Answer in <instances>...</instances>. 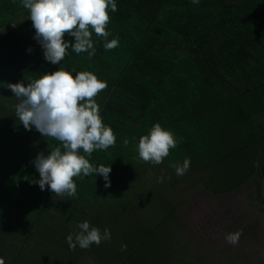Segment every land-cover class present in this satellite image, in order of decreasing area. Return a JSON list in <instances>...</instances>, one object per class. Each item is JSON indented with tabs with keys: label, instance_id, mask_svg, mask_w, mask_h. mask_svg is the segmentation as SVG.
Instances as JSON below:
<instances>
[{
	"label": "trees",
	"instance_id": "obj_1",
	"mask_svg": "<svg viewBox=\"0 0 264 264\" xmlns=\"http://www.w3.org/2000/svg\"><path fill=\"white\" fill-rule=\"evenodd\" d=\"M116 4L106 30L109 40L119 38L117 47L106 51L93 34L96 51L90 59L69 49L61 64L53 65L33 38L28 10L19 0H0V258L5 264H173L159 252L158 239L168 226L178 229L181 190L218 195L247 184L253 189L248 197L264 212V0ZM58 67L91 71L107 84L94 99L116 141L93 151L89 162L110 165L108 188L99 175L74 177L76 194L69 197L24 179H38L32 164L37 152L60 144L19 124L7 83L34 80ZM157 122L178 141L159 165L142 161L136 151L139 137ZM185 158L189 169L177 176L170 165ZM153 192L163 213L150 225L137 218V207ZM129 203L132 217L123 221L120 211ZM84 221L107 228L111 239L69 248L66 237L74 238ZM238 223L225 229L253 234L255 240L259 219ZM216 225L224 227L221 220ZM227 254L217 255V262L247 264L238 251ZM197 255L189 251L186 257Z\"/></svg>",
	"mask_w": 264,
	"mask_h": 264
},
{
	"label": "clouds",
	"instance_id": "obj_2",
	"mask_svg": "<svg viewBox=\"0 0 264 264\" xmlns=\"http://www.w3.org/2000/svg\"><path fill=\"white\" fill-rule=\"evenodd\" d=\"M28 10V18L34 29V39L42 49L43 58L50 64H61L69 49L76 54L87 53L90 59L96 51L92 35L102 38L103 48L108 51L118 46L119 38L108 39L106 30L109 12L117 11L116 0H19ZM198 4L199 0H191ZM74 38L71 42L65 37ZM31 51V48L27 49ZM104 80L91 71H75L74 68L58 67L30 81L7 83V88L16 98L15 117L25 130L35 129L42 137L58 141L60 146L47 153L37 152L32 159L37 178L25 177L30 184L38 185L56 195L76 194L74 177L99 175L105 188L110 187V165L94 166L89 162L95 150L104 151L115 144L112 128L105 124L95 97L106 88ZM125 138L123 143L128 144ZM174 133L154 123L147 134L141 135L136 144L139 159L155 165L162 163L169 150L177 147ZM87 157V158H86ZM190 166L185 158L182 164H172L177 176L184 175ZM163 177H157L162 181ZM80 231L66 237L69 248L87 249L111 239L105 228L90 227L88 221L78 224ZM241 231L227 233L225 241L235 245ZM122 249L125 247L121 246ZM0 264H5L0 258Z\"/></svg>",
	"mask_w": 264,
	"mask_h": 264
},
{
	"label": "rangeland",
	"instance_id": "obj_3",
	"mask_svg": "<svg viewBox=\"0 0 264 264\" xmlns=\"http://www.w3.org/2000/svg\"><path fill=\"white\" fill-rule=\"evenodd\" d=\"M251 187L245 184L229 194L218 195L202 191L201 188L191 195H187L181 190L177 196L183 201L177 211L178 229H175L176 226H173L174 228L171 225L168 226L158 239L159 252L168 254L169 261H172L173 264H184L185 261L182 260H186V264H222L217 262L219 258L217 255L227 256V253L231 251H238L244 255L247 260L244 256L242 257L247 261V264H264V214H258L257 208L250 206L253 204V201L248 197V193L253 191ZM144 193L146 196L149 195V192ZM155 200L153 192V196L150 195L145 204L137 207L139 220L152 225L157 216L163 213L161 206ZM132 212L133 207L129 203L124 210L120 211L123 221L130 219ZM255 216L260 221L259 233L255 240L253 234L242 233L235 245L225 241V235L230 233V230L225 229L229 224L239 222L238 226L246 225L249 219H253ZM220 220L223 221L224 227L218 229V225L215 226L214 223ZM117 229L122 232L120 226H117ZM115 233L117 232L115 231ZM182 239L185 244L181 242ZM189 251L193 255L198 254V258L186 257Z\"/></svg>",
	"mask_w": 264,
	"mask_h": 264
},
{
	"label": "flooded vegetation",
	"instance_id": "obj_4",
	"mask_svg": "<svg viewBox=\"0 0 264 264\" xmlns=\"http://www.w3.org/2000/svg\"><path fill=\"white\" fill-rule=\"evenodd\" d=\"M248 193V192H247ZM248 195H249V193H248ZM251 196V195H250ZM252 198H253V196H251ZM250 198V197H249ZM250 198L252 201H253V204L252 205H250L252 208H257V211H258V214H261V213H263L264 214V212H262L261 210H260V206L261 205H257L256 206V204H258V201H256V200H254L255 198ZM263 207H264V205H263ZM256 217V216H255ZM215 222V221H214ZM214 225L215 226H217L216 225V223H214Z\"/></svg>",
	"mask_w": 264,
	"mask_h": 264
}]
</instances>
